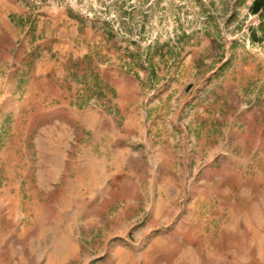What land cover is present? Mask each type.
<instances>
[{"label":"rangeland","instance_id":"374dc122","mask_svg":"<svg viewBox=\"0 0 264 264\" xmlns=\"http://www.w3.org/2000/svg\"><path fill=\"white\" fill-rule=\"evenodd\" d=\"M0 0V264H264V7Z\"/></svg>","mask_w":264,"mask_h":264},{"label":"trees","instance_id":"16d2710c","mask_svg":"<svg viewBox=\"0 0 264 264\" xmlns=\"http://www.w3.org/2000/svg\"><path fill=\"white\" fill-rule=\"evenodd\" d=\"M264 7V0H255L253 3V11L257 12L260 8Z\"/></svg>","mask_w":264,"mask_h":264}]
</instances>
